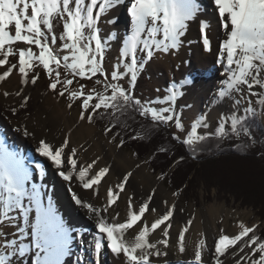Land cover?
<instances>
[{
  "label": "snow or ice",
  "instance_id": "1",
  "mask_svg": "<svg viewBox=\"0 0 264 264\" xmlns=\"http://www.w3.org/2000/svg\"><path fill=\"white\" fill-rule=\"evenodd\" d=\"M121 2L0 0V84L13 76L18 77L19 83L14 92L0 89V96L15 99L8 111L13 116L27 112L31 97L26 89L37 84L39 67L48 77V89L59 97L67 96L69 108L72 102L80 101L79 120L92 123L96 116L109 119L105 134L116 128H130L131 121L139 124L141 131L133 130L135 134L130 138L146 140L152 131L174 124L178 134L173 139L193 153L213 138H235L244 141L245 147H255L257 140L252 128L257 118H264V0H211L216 23L224 34L215 60L220 86L209 103V110H221L211 132L199 131L210 127L208 112L194 117L186 128L182 114L176 111L185 95L182 89L190 80L157 89L161 95L155 99L142 100L135 94L138 77L149 63L177 53L193 24L197 26L202 49L212 52V21L201 15L200 0H126L129 33L123 37L116 32L102 33V21L117 23L110 13ZM57 25H62L59 35L55 32ZM111 41H120L121 46L109 71L105 59ZM79 80L93 81L94 86L89 88L81 83L72 88ZM121 81H126V86ZM18 131L25 137L34 136L27 125ZM123 144L121 138L118 146ZM35 151L63 181L78 183L99 197V188L110 171L108 166H98L99 158L86 165L78 163L77 148L70 146L67 137L59 146L41 138ZM159 151L168 149L160 147ZM35 171L43 179L45 169L40 164H35ZM37 176L33 175L30 162L0 137V264H24L25 259L28 264H67L74 242L91 252L95 264H99L105 251L121 264H170L175 204L163 201L165 211L157 214L158 210L150 207L156 194L153 190L138 207L129 195L123 220L116 212L131 172L106 189L105 202L99 207L69 189L75 205L93 221L91 232H74L65 224L52 196L44 191L45 186L33 182ZM146 213L157 215L149 223ZM193 224L194 217L178 233L175 247L181 255L187 251L186 233ZM237 227L236 234L220 229L212 246L199 239L192 257L181 264H226L228 259L233 264H264V237L258 234L259 225L249 226L240 221ZM157 232L160 238L152 239Z\"/></svg>",
  "mask_w": 264,
  "mask_h": 264
},
{
  "label": "bare ground",
  "instance_id": "2",
  "mask_svg": "<svg viewBox=\"0 0 264 264\" xmlns=\"http://www.w3.org/2000/svg\"><path fill=\"white\" fill-rule=\"evenodd\" d=\"M200 3L203 9L201 15L212 21V30L210 32L213 43L212 52H205L202 49L197 26L193 24L187 33L186 42L181 49L173 55H163L155 59L156 61L153 60L154 63L151 66V70L155 76L153 86H162L163 89L168 87L172 82H176V79H179V81L185 79L183 75H194L197 73L194 78L195 80L183 87L182 90L185 92V95L180 99V104L187 105V107L185 106V113L191 119L200 116L202 112H208V123H210V119L215 118L221 110L220 108L209 110V103L213 96L211 99L208 96L211 93L212 86H214L216 91L220 86V70L216 66L215 60L218 44L224 38V34L216 23L217 15L211 0H200ZM124 5H126V0H122L121 5L113 9L110 13L117 20V23L111 24L103 22V27L107 33L108 31L116 32L121 37L129 33L130 18H124L122 16ZM111 43H113L112 48L115 49V55L117 56V49L121 46V42L111 41ZM170 79L173 81L170 82ZM9 82L0 84V89H7L14 92L19 87L17 76H13ZM166 82L167 84L165 85ZM196 84H203L204 86L196 90L193 88ZM26 91L30 95L31 100L27 112H22L19 116H13L8 111L10 106L15 105V99L13 97L5 99L0 96V137H3L8 145L18 150L30 162L34 176H37L34 168L36 162L38 160L46 162L48 166L47 175L43 177L41 182L37 181L38 178L33 182L45 186L44 191L47 195L52 196L53 205L59 215L63 218L65 224L72 228L74 232H78L79 228L85 226L86 223L92 231L93 221L85 214L84 209L75 205L71 199L72 192L69 189L71 188L72 191L76 192L85 201L92 202L99 207L105 202L104 195L106 189L109 186H114L119 183L122 177L128 172H131L132 176L126 185V191L121 193L120 199L118 200V207L114 206L116 207V212H119L121 220L126 218V207L129 195L134 197L135 206L138 207L155 190L156 194L153 197L150 207L156 208L158 210L157 214H162L165 211L163 201H168L169 205L175 204L174 217L172 219L173 227L170 229V244L172 245L169 249L170 254L168 257L170 264H181V262L190 259L195 244L201 238L205 239L209 246H212L214 240L218 238L220 229H223L227 234H236L239 231L237 227L238 222L243 221L249 225L250 213L231 211L225 205L212 204L207 209H204V212L199 209L193 210L189 208L183 210L178 195H173L172 192L165 193L161 188V183L152 180V177L147 174L145 168H142L138 161L130 159L127 153L116 149L114 144L102 138L100 132L94 127L87 125L85 121L79 120L78 112L64 108L62 104L57 102L59 99L57 101L53 98L49 99L47 95H44L42 91L38 90L36 85L29 86ZM24 125H27L34 133V136L25 137L18 131ZM199 131L203 132L204 129H200ZM66 137L70 140V146L77 148L78 163L86 165L92 160L99 158V167L108 166L110 168L105 182H102L99 188L100 195L98 198L91 190L82 189L78 183L69 184L63 181L50 163L45 158L40 157L35 151L37 142L41 138L59 146ZM46 199L47 197H45ZM157 214L146 213L147 221L151 223ZM193 217L194 224L190 228V231L186 233L187 251L181 255L175 247L178 233L184 223ZM90 230L88 232H91ZM89 237L88 239L91 238ZM158 238H160L158 232L153 234L152 239ZM81 249L79 243H73V254L67 259V264H80L82 259L84 261L81 264H88L86 260L89 257L90 251L84 250L82 256H80ZM109 257L110 259L107 258L109 262L105 261L106 263L121 264L120 260L113 255ZM24 264H28L27 259H25ZM226 264H233V261L228 259Z\"/></svg>",
  "mask_w": 264,
  "mask_h": 264
},
{
  "label": "trees",
  "instance_id": "3",
  "mask_svg": "<svg viewBox=\"0 0 264 264\" xmlns=\"http://www.w3.org/2000/svg\"><path fill=\"white\" fill-rule=\"evenodd\" d=\"M95 119L94 123L98 121L109 122L106 117L96 116ZM137 120L144 123L139 117H137ZM129 123L132 124L130 128H120V130H123L121 138L125 143L128 142L132 148L140 145L142 149H134L136 150L134 153L142 158L150 156L151 167L155 172L160 171L162 174L170 171L172 164H175L169 174L167 173L170 183L174 187L178 188L183 185L188 187L190 176L198 165L207 169V173L212 170L211 167L215 169L212 173L216 175L213 174L211 177V174H209V177L213 180L218 178L223 185H228L230 182H234L233 180H236L237 177H242V185L247 189H243L245 192L242 193L245 202L249 203L252 200L253 207L259 208L258 213L264 218V155H262L264 153V118H257L252 128L257 140L255 147H245L244 141L235 138L223 141L213 138L204 143L202 147L197 148L195 153L173 139L175 129L170 125L161 126L158 130L152 131L150 139L143 140L144 143H139L140 140L134 141L130 138L131 135L135 134L133 130L135 132L141 131L139 124L131 121ZM160 147H165L168 151L160 152ZM245 177L249 179H245ZM212 185L214 184L210 186ZM189 188L188 190H190ZM263 232L258 234L264 237Z\"/></svg>",
  "mask_w": 264,
  "mask_h": 264
},
{
  "label": "rangeland",
  "instance_id": "4",
  "mask_svg": "<svg viewBox=\"0 0 264 264\" xmlns=\"http://www.w3.org/2000/svg\"><path fill=\"white\" fill-rule=\"evenodd\" d=\"M122 16L124 18H128V13L126 10V5H124L123 10H122ZM125 12V13H124ZM101 31L104 34H108L106 29L103 27V21L101 22ZM55 32L57 33V35L60 34V32H62V25H57L55 27ZM59 41H58V45H59ZM113 46V43H111ZM115 49H113L111 47V49L109 50V52L106 54V59H105V67L106 69H108L109 71H111V67L112 64L115 62ZM155 60V59H154ZM156 61V60H155ZM12 62H15V59H12ZM153 62H150L149 65L146 67V69L143 71V73L138 77L137 83H136V87H135V94L138 98H141L142 100H150V99H155V97H157L158 95H161V93H158L156 90L157 89H161L163 90L162 86H157L154 87V80H155V76L153 71L151 70V66H153ZM212 68V66H211ZM62 73H63V69H61ZM36 72L39 74V80L37 81V88L39 91H42L44 95H47L48 98H53L54 100H58L57 102L59 104H62V106L64 108H68L74 112H80V101L77 100L73 103V106L71 108H69L67 105L69 103L67 96L65 97H59L57 96L55 93L51 92L47 85L49 83L48 77L46 76V74L44 73L42 68H37ZM195 73L193 74H186L183 75V77L185 79H182L179 81V79H176V83L179 85V83L181 81L184 80H190L193 81L195 80L194 78L196 77ZM210 75V74H209ZM208 76V75H207ZM70 78V77H69ZM173 79V78H172ZM172 79H170V82L173 81ZM205 80H207L205 78ZM7 83H10L9 81ZM86 84L89 88L94 86V82L93 81H88V80H79L78 83H75L71 86L72 88H78L79 84ZM122 84H125L126 86V81H121ZM173 83V82H172ZM197 83V82H196ZM167 84V82L165 83V85ZM189 85V84H188ZM187 86V85H186ZM204 85H195L193 86L194 89L199 90L203 87ZM98 90H102L100 89L99 86H96ZM212 89V90H211ZM211 93L209 94V99H211V97L213 96V93L216 92V89L214 88V86L211 87ZM209 101V100H208ZM176 111L177 113L182 114V122L184 123L185 127L188 128L192 122L193 119L190 118V116L188 114L185 113V106L180 104V101L178 103V105L176 106ZM202 112V111H201ZM204 113V112H202ZM217 117L218 115L213 118L210 119V127L207 130L204 131H208L211 132L217 123ZM98 119V118H97ZM96 120V119H95ZM85 123L89 126L94 127L98 132H100V135L102 136V138H104L105 140H107L109 143L114 144L116 146V149H119L121 151H123L124 153H127L130 157V159L134 160V161H138L140 163V166L142 168H145V170L147 171V174L149 176L152 177V180L155 181H159L161 183V188L163 189V191L165 193L167 192H172V193H179L178 197L180 198V203L182 204V208L183 210H186L187 208L189 209H199L200 211L204 212V209H207L209 206H211L212 204H217V205H225L227 208H229L231 211H238V213H242V212H248L250 213V218H249V226L253 225V224H258L259 225V232L264 231V218H262L259 215V208H254V204L252 203V200H250V202L248 203L247 201L245 202L244 200V196H242V193L244 190H247L243 185H242V177H237L236 180H233L234 182H230L228 185H223L222 181L219 180L218 178H216L215 180H213V178H211L214 175H216L215 173H212V171L214 172L215 169H213L211 167V171H209V173H207V169H204L203 166H197V168L195 167V170H193L192 175L190 176V183L188 182V187H190L188 190V187L183 185V186H179L178 188L174 187V185H172V183H170V179H169V172L174 168L175 164H172V168L170 171L164 172V173H160V171L155 172L153 167H151V162L149 160V157L146 158H142L141 156H137L136 150L134 149H142V147L140 145L135 146L134 148H132L129 143H125L123 144V146H118L119 141L121 139V135L123 130H120V128L115 129L112 133L110 134H105V127L108 126L109 122L107 121H98L96 123H94V121L92 123H88L87 121H85ZM173 129H175L174 124L170 125ZM173 131V130H172ZM203 131V132H204ZM173 134L177 135V130L175 129ZM115 137V139H114ZM126 139V138H125ZM139 143H144L143 140H140ZM168 173V174H167ZM209 174H211L209 177ZM163 176V179H158V177ZM252 176V175H251ZM251 176H248L249 178ZM193 177V178H192ZM248 177H245V179H249ZM252 178H254V176H252ZM210 179V180H209ZM206 181V182H204ZM258 183V182H257ZM211 184H214L212 186H210ZM260 186V184H259ZM244 189V190H243ZM264 191V190H263ZM245 192V191H244ZM249 193V192H248ZM264 233V232H263Z\"/></svg>",
  "mask_w": 264,
  "mask_h": 264
}]
</instances>
